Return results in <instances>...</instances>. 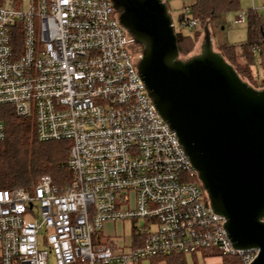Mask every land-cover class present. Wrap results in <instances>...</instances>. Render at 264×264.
Masks as SVG:
<instances>
[{"label": "built area", "instance_id": "1", "mask_svg": "<svg viewBox=\"0 0 264 264\" xmlns=\"http://www.w3.org/2000/svg\"><path fill=\"white\" fill-rule=\"evenodd\" d=\"M141 57L111 0H0V107L34 119L41 142L70 141L73 172L63 193L49 177L33 192L0 190V264L257 257L233 247L190 182L196 171L139 76ZM106 223L132 233L101 243Z\"/></svg>", "mask_w": 264, "mask_h": 264}, {"label": "water", "instance_id": "2", "mask_svg": "<svg viewBox=\"0 0 264 264\" xmlns=\"http://www.w3.org/2000/svg\"><path fill=\"white\" fill-rule=\"evenodd\" d=\"M140 48L139 76L159 116L175 132L233 247L258 250L264 264V89L250 86L213 48L180 56L168 4L111 0Z\"/></svg>", "mask_w": 264, "mask_h": 264}, {"label": "trees", "instance_id": "3", "mask_svg": "<svg viewBox=\"0 0 264 264\" xmlns=\"http://www.w3.org/2000/svg\"><path fill=\"white\" fill-rule=\"evenodd\" d=\"M184 10L187 12L179 16V29L175 27V32L180 56L186 59L196 52L204 27L217 26L223 16L239 13L242 0H194ZM192 22L196 24L190 29ZM246 22L247 39L221 44L218 52L244 81L260 90L264 89V18L257 9L250 8ZM0 122L6 129V137L0 142V190L33 192L40 179L49 177L58 193L65 192L73 180L69 167L71 142L39 141L35 120L17 116L10 106L0 107ZM190 182L200 184L195 174L190 176ZM210 255L211 251L204 252L205 257ZM221 259V264H245L240 255L221 254ZM149 263L188 264L183 254L151 257Z\"/></svg>", "mask_w": 264, "mask_h": 264}, {"label": "rangeland", "instance_id": "4", "mask_svg": "<svg viewBox=\"0 0 264 264\" xmlns=\"http://www.w3.org/2000/svg\"><path fill=\"white\" fill-rule=\"evenodd\" d=\"M194 2V0H171L168 1V7H169V11L170 14L172 16L173 19V23L174 26L176 27V29H179V16L186 12V10H184V6H189ZM260 8L259 6H250V8ZM249 9V8H248ZM248 9H243L241 11H239V13H237V15H241L243 13H246V11H248ZM259 12L263 15L264 18V14L261 12V9L259 10ZM227 25H225V30L223 32H221L220 29L214 27V43H213V48L215 51L218 52V47L221 44H237L240 42H243L247 39V33L243 34L239 31H231V25L229 24L228 27H226ZM187 32V30L185 31ZM200 44L201 41L196 49V52L194 54H198L200 53ZM139 48V47H138ZM140 49V48H139ZM141 51V50H140ZM193 54V55H194ZM256 89V88H255ZM261 90V89H260ZM132 233V225L131 223H126V224H112V223H106L102 229V231L99 232V238H100V242L101 243H106L109 239L117 237L120 238L123 236V234H125L127 237H129ZM213 257H203L201 254H197V255H192V254H188L187 255V262L188 264H221V260L220 258H215L212 259ZM50 264H55V261L53 258L50 259ZM144 264H150L149 262H146Z\"/></svg>", "mask_w": 264, "mask_h": 264}, {"label": "crops", "instance_id": "5", "mask_svg": "<svg viewBox=\"0 0 264 264\" xmlns=\"http://www.w3.org/2000/svg\"><path fill=\"white\" fill-rule=\"evenodd\" d=\"M259 6L260 8H255L258 11L261 9L262 12V7L264 6V0H242V8L243 9H250V6ZM264 14V13H263ZM239 20V15H237V13H233V14H227L225 16L222 17V19L220 20V22L218 23L217 26H214L218 29L221 30V32H223L225 30V25H227L226 27L229 26V24L231 25L230 30L231 31H239L243 34L247 33V22H238ZM214 27L212 26L210 28L211 31V35H212V39L214 38ZM214 39H213V43H214Z\"/></svg>", "mask_w": 264, "mask_h": 264}]
</instances>
